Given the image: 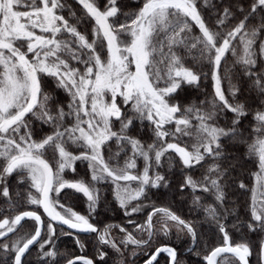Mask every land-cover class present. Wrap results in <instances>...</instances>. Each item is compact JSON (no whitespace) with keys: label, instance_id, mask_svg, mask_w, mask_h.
<instances>
[{"label":"snow or ice","instance_id":"1","mask_svg":"<svg viewBox=\"0 0 264 264\" xmlns=\"http://www.w3.org/2000/svg\"><path fill=\"white\" fill-rule=\"evenodd\" d=\"M0 264H264V0H0Z\"/></svg>","mask_w":264,"mask_h":264},{"label":"trees","instance_id":"2","mask_svg":"<svg viewBox=\"0 0 264 264\" xmlns=\"http://www.w3.org/2000/svg\"><path fill=\"white\" fill-rule=\"evenodd\" d=\"M77 210H84V206L80 203H77ZM108 216H113L112 213H108ZM110 222H120V215L117 214L113 217L112 221ZM67 238V241H63L62 239L60 240L62 242L61 248L62 249H68V250H75V245L73 243V239L71 237H65Z\"/></svg>","mask_w":264,"mask_h":264},{"label":"rangeland","instance_id":"3","mask_svg":"<svg viewBox=\"0 0 264 264\" xmlns=\"http://www.w3.org/2000/svg\"><path fill=\"white\" fill-rule=\"evenodd\" d=\"M61 239H62L63 241H67V238H65V237H61ZM60 244H62L61 241H60Z\"/></svg>","mask_w":264,"mask_h":264}]
</instances>
